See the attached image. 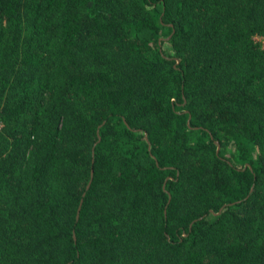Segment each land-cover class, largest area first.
<instances>
[{
	"label": "trees",
	"instance_id": "16d2710c",
	"mask_svg": "<svg viewBox=\"0 0 264 264\" xmlns=\"http://www.w3.org/2000/svg\"><path fill=\"white\" fill-rule=\"evenodd\" d=\"M0 264H264V0H0Z\"/></svg>",
	"mask_w": 264,
	"mask_h": 264
},
{
	"label": "water",
	"instance_id": "95a60500",
	"mask_svg": "<svg viewBox=\"0 0 264 264\" xmlns=\"http://www.w3.org/2000/svg\"><path fill=\"white\" fill-rule=\"evenodd\" d=\"M80 210H81V206H80V208H79V210H78V216H79Z\"/></svg>",
	"mask_w": 264,
	"mask_h": 264
}]
</instances>
